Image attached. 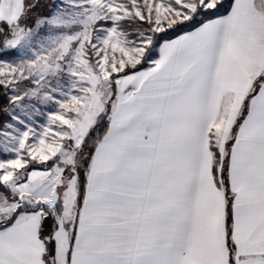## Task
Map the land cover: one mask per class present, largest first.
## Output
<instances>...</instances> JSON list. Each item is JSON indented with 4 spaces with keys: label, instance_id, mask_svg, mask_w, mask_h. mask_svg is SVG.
Returning <instances> with one entry per match:
<instances>
[{
    "label": "snow or ice",
    "instance_id": "6c2138e0",
    "mask_svg": "<svg viewBox=\"0 0 264 264\" xmlns=\"http://www.w3.org/2000/svg\"><path fill=\"white\" fill-rule=\"evenodd\" d=\"M0 264H264V0H0Z\"/></svg>",
    "mask_w": 264,
    "mask_h": 264
}]
</instances>
